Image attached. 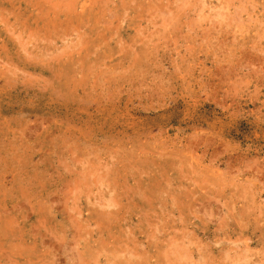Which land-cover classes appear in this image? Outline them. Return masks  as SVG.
<instances>
[{
	"label": "rangeland",
	"instance_id": "rangeland-1",
	"mask_svg": "<svg viewBox=\"0 0 264 264\" xmlns=\"http://www.w3.org/2000/svg\"><path fill=\"white\" fill-rule=\"evenodd\" d=\"M116 261L264 264V0H0V264Z\"/></svg>",
	"mask_w": 264,
	"mask_h": 264
},
{
	"label": "bare ground",
	"instance_id": "bare-ground-1",
	"mask_svg": "<svg viewBox=\"0 0 264 264\" xmlns=\"http://www.w3.org/2000/svg\"><path fill=\"white\" fill-rule=\"evenodd\" d=\"M80 3H81V1H80ZM80 3H79V4H80ZM82 4H83V3H82ZM83 5H84V4H83ZM83 5H81V6L83 7ZM85 5H86V3H85ZM20 7H21V6H20ZM78 7H79V6H78ZM86 7H87V6H86ZM9 8H10V7H9ZM6 10H7V9H6ZM18 10H19V9H18ZM79 10H80V8H79ZM8 11H9V10H8ZM86 11H87V10H85V12H86ZM16 12H17V11H16ZM80 12H81V11H80ZM80 12H79V13H80ZM85 12H83V13H85ZM12 13H13V12H12ZM77 13H78V12H77ZM87 13H88V12H87ZM15 14H16V13H15ZM82 16H83V15H82ZM24 17H25V16H24ZM14 18H15V17H14ZM113 228H114V227H113ZM118 235H119V234H118ZM100 238H101V237H100ZM121 238H122V237H121ZM123 240H124V239H123ZM95 241H96V240H95ZM174 241H175V240H174ZM96 242L98 243V241H96ZM125 242H126V241H125ZM91 243H92V242H91ZM99 243H100V242H99ZM141 243H142V242H141ZM103 244H105V243H103ZM110 244H111V243H110ZM118 244H119V243H118ZM142 244H143V243H142ZM99 245H100V244H99ZM99 245H98V246H99ZM147 245H149V244H147ZM156 245H157V244H156ZM98 246H96V247L98 248ZM112 246H113V245H112ZM120 246H121V245H120ZM118 247H119V246H118ZM148 247H149V246H148ZM167 247H168V246H167ZM87 248H88V247H87ZM101 248H102V247H101ZM116 248H117V247H116ZM183 248H184V247H183ZM83 249H84V248H83ZM103 249H107V248H106V245H105V247H104ZM153 249H154V248H153ZM163 249H164V248H163ZM119 250H120V249H119ZM119 250H118V251H119ZM145 250H146V249H145ZM149 250H150V249H149ZM164 250H165V249H164ZM82 251H83V250H82ZM108 251H109V249L107 250V252H106V251H105V252L108 253ZM114 251H115V250H114ZM121 251H122V250H121ZM155 251H156V250H155ZM175 252H176V251H175ZM96 253H97V252H96ZM109 253H110V252H109ZM147 253H148V252H147ZM152 253H153V252H152ZM125 254H126V253H125ZM128 254H129V253H128ZM148 254H149V253H148ZM105 255H106V254H105ZM129 255H130V254H129ZM132 255H133V254H132ZM132 255H131V256H132ZM89 256H90V255H89ZM136 256H138V254H137ZM150 256H151V255H150ZM104 257H105V256H104ZM123 257H124V256H123ZM123 257H121V258H123ZM128 257H129V256H128ZM132 257H133V256H132ZM139 257H140V256H139ZM141 257H142V256H141ZM159 257H160V256H159ZM164 257H165V255H164ZM90 258H91V257H90ZM118 258H119V257H118ZM87 259H88V258H87ZM91 259H93V258H91ZM107 259H108V258H107ZM107 259H106V260H107ZM109 259H110V258H109ZM112 259H113V258H112ZM114 259H115V258H114ZM152 259H153V258H152ZM158 259H159V258H158ZM78 260H79V259H78ZM94 260L96 261V259H94ZM116 260H117V259H116ZM128 260H129V259H128ZM148 260H149V258L147 259V262H148ZM183 260H185V259H183ZM126 261H127V260H126ZM151 261H152V260H151ZM154 261H155V260H154ZM157 261H158V260H157ZM159 261H160V260H159ZM162 261H163V260H162ZM93 262H94V261H93ZM104 262H105V261H104ZM91 263H92V260H91ZM116 263H118V262L116 261L115 264H116ZM130 263H131V262H130ZM164 263H165V260H164ZM184 263H185V262H184ZM203 263H204V262H203ZM75 264H76V263H75ZM107 264H108V263H107Z\"/></svg>",
	"mask_w": 264,
	"mask_h": 264
}]
</instances>
